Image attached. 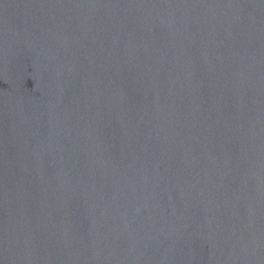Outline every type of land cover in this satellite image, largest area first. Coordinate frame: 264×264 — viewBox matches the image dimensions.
<instances>
[{"label": "water", "instance_id": "water-1", "mask_svg": "<svg viewBox=\"0 0 264 264\" xmlns=\"http://www.w3.org/2000/svg\"><path fill=\"white\" fill-rule=\"evenodd\" d=\"M0 264H264V0H0Z\"/></svg>", "mask_w": 264, "mask_h": 264}]
</instances>
